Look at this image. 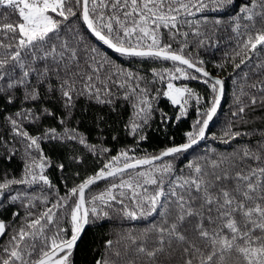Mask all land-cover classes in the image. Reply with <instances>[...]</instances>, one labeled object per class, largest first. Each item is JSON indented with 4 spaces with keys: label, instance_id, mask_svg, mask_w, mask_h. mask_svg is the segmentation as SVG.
Returning a JSON list of instances; mask_svg holds the SVG:
<instances>
[{
    "label": "snow or ice",
    "instance_id": "1",
    "mask_svg": "<svg viewBox=\"0 0 264 264\" xmlns=\"http://www.w3.org/2000/svg\"><path fill=\"white\" fill-rule=\"evenodd\" d=\"M215 2L231 4L233 0ZM0 8L7 10V14L0 12V106L39 102L59 104L65 110L58 121L64 125L63 131L47 128L40 135H31L24 125L26 121L36 123L41 116L55 117L56 113L49 107L40 108L39 113L32 107H21L6 116L12 135L23 143L25 166L20 179L6 178L0 182V203L12 185L43 182L53 187L44 175L51 161L43 152V142L76 141L90 151L97 150L75 127L67 126L80 97L114 105L117 94L110 85L125 89L123 98L132 101L134 110L125 128L131 135L139 136V140L147 139L143 133L152 102L148 89L140 87L139 81L145 78L119 66L112 71L111 61L100 57L99 48L88 45L72 26L73 18L82 21L97 41L121 56L173 62V68L154 69L153 74L162 82L167 78L163 95L173 105L180 106L177 119L186 115L185 105L196 96L192 89L172 82L181 77L197 78L189 77L186 69H194L209 78L204 83L214 93L210 107L201 114L202 119L195 122L192 132L186 133L187 143L141 158L129 155L134 149H121L98 173L71 188L51 207L38 215L29 211L26 221L12 231L7 246L0 251V264H72V250L84 226L90 223L89 214L96 219L108 216L97 201L109 207L111 202L123 205L125 199L133 201L136 209L129 210L125 205V217L136 220L158 215L160 222L144 230L145 240L138 243L135 237H130L134 247L126 246L123 251L114 249L112 240L106 241L105 255L96 264H264V142L255 148L242 147L210 164L189 163L185 175H173L170 162L155 165L165 157L187 151L205 137L223 94L224 81L210 77V73L198 66L203 61L197 63L185 55L189 33L181 32V26H191L192 21L187 17L195 14L193 9L199 12L207 8L204 0H0ZM239 12L241 15L234 20L235 31L239 34L243 27L244 36L236 52V56L242 57L235 64L237 68L251 58L250 52H256L258 47L264 51V0H251L250 6L241 7ZM12 14L16 16L14 22L9 19ZM241 19L247 23L241 25ZM162 29L167 32V41ZM195 35H201L198 29ZM177 36L183 39L174 49ZM251 87L264 94V82ZM17 92L22 95L17 96ZM260 102L264 103V96ZM250 103L257 104L256 96L250 97ZM245 107L241 105L233 115L244 113ZM99 119L103 121L104 116ZM225 135L236 138L241 133L229 128ZM18 151H9L7 159L11 160ZM143 166L149 169L137 172L136 178L123 179L126 171ZM59 168L63 170L64 165L60 164ZM108 177H118L120 182L86 201L85 190ZM145 185L155 188L149 192ZM117 188L128 190L119 192V200L113 194ZM73 196L78 200L69 212L71 237L65 238L67 230L63 228L49 236V226L59 224L56 213L66 208ZM18 199V195L11 196L13 202ZM87 203H91V208ZM8 229L0 220V237Z\"/></svg>",
    "mask_w": 264,
    "mask_h": 264
},
{
    "label": "trees",
    "instance_id": "2",
    "mask_svg": "<svg viewBox=\"0 0 264 264\" xmlns=\"http://www.w3.org/2000/svg\"><path fill=\"white\" fill-rule=\"evenodd\" d=\"M204 2L207 4L206 9L199 12L193 9L195 14L187 17L189 21H192L191 26L187 24L181 26V32L189 33L185 55L193 57L194 62L203 61V64H198V66H202L209 73L215 74L224 81L222 101L212 121L209 122L205 131V138L201 143L185 152L176 154L174 157H165L163 161L155 163V165H161L164 162H170L174 169L173 175L187 174L189 163L210 164L212 160L220 156H231L242 147L255 148L260 142H264V103L260 102L264 94L251 87L254 83L264 82V51H260L258 47L256 52L248 54L250 59H247L239 68L235 67V64H239L242 58L236 56V52L239 51L244 29L241 27L240 33L237 34L234 20L241 15L239 9L246 5L250 6L251 0H233L231 4H217L215 0H204ZM0 12L7 14V10L3 8H0ZM9 19L14 22L16 16L12 14ZM216 20H220L221 23L216 24ZM197 21L200 23L197 24ZM4 22L7 23L8 21L5 20ZM239 22L241 25L247 23L242 19ZM70 23L79 30L88 45L99 48L100 57H107L111 61L112 71H115L116 66H119L145 78L139 81L140 87L148 89L149 99L152 102L151 115L143 133L147 139L139 140V136L131 135L125 128L134 111L132 101H126L123 98L125 89L110 85L112 91L117 94L114 105L98 104L94 100L80 97L67 126L75 127L79 133L86 137L87 143L95 145L97 150L95 152L90 151L88 147L76 141H47L41 144L44 154L51 161V166L46 168L44 175L48 177L53 187L39 182L31 186L25 184L12 185L10 190L5 191L4 199L0 203V220H3L9 229L4 236L0 237V251L7 246L12 231L18 229L26 221L29 211L38 215L47 207H51V204L59 197L66 196L71 188L98 173L110 161L111 157L120 153L121 149H134L129 155L141 158L158 155L171 146L188 142L186 133L193 131L195 122L202 119L201 114L207 107H210L214 96L209 84L204 83L205 77L198 76L191 69H186L189 77L196 76L197 78L181 77L173 82L181 83L184 87L192 89L196 96L189 99L188 104L185 105L186 115L177 119L180 116V106L173 105L163 95L167 78L162 82L153 74L154 69L160 71L173 68V62L121 56L97 41L87 31L82 21L73 18ZM197 29L201 35H195ZM162 31L165 32L164 39L167 41V32L163 29ZM176 39L177 42L172 45L174 49L180 46L179 41L183 38L177 36ZM176 66L180 65L177 64ZM21 95L22 92H17V96ZM253 95L257 98L255 105L250 103V97ZM241 105H246L245 112L233 115L238 112ZM45 106L55 112L56 116H41L36 123L26 121L24 126L27 131L31 135H40L47 128L63 131L64 125L59 124L58 121L64 116L65 110L59 104L35 102L21 105L17 102L7 108L0 106V182L6 178L20 179L23 176L25 166L23 143L19 137L12 135L10 126L5 121L6 116L21 107H32L39 113L40 108ZM101 115L104 116L103 121L99 119ZM229 128L232 132H240L241 136L232 138L225 135ZM103 148L110 151L102 152L101 149ZM14 149H20V151L16 152L11 160H8L9 151ZM60 164L64 165L63 170L59 168ZM148 169L149 166H143L135 170H128L124 173L123 179L136 178L137 172ZM119 182L118 177H109L91 185L85 192L86 201H90L92 196L105 192L113 183L118 184ZM145 187L148 188L149 192L155 188L154 185H145ZM165 187H167V180ZM120 191L128 190L119 188L113 190V194L117 195L118 200L120 199ZM13 195H18L20 199L13 202L11 200ZM77 200L78 197H71L68 200V206L56 213L59 224L49 226L47 230L49 236L58 228H63L67 230L64 233L65 238L71 237L69 212ZM32 204L35 207H32ZM97 205L102 211L107 212L108 216H101L96 219L91 213L89 214L90 223L85 225L84 231L72 250L70 258L72 264H96L98 259L104 257L106 241L108 240L113 241L114 249L121 251L126 246L134 247L130 237H135L138 243L145 240L144 230L154 222L159 223L161 219L158 215L136 220L125 217L123 215L125 205L129 210H136L134 202L128 199L124 200L123 205L118 202H111V206L105 207L99 205V201H97ZM86 206L91 208L92 205L87 203ZM17 212L19 216L14 217L13 213ZM149 235L151 234L149 233Z\"/></svg>",
    "mask_w": 264,
    "mask_h": 264
},
{
    "label": "water",
    "instance_id": "3",
    "mask_svg": "<svg viewBox=\"0 0 264 264\" xmlns=\"http://www.w3.org/2000/svg\"><path fill=\"white\" fill-rule=\"evenodd\" d=\"M111 50H113V49H111ZM114 51V50H113ZM186 67V66H185ZM190 70V69H189ZM193 72H195V70L194 69H191ZM205 70V69H204ZM205 71H207V70H205ZM208 72V71H207ZM198 76H203L202 75V73H197V72H195ZM209 73V72H208ZM204 77V76H203ZM210 77H212V78H218V79H220L218 76H216L215 74L213 75V74H211L210 73ZM206 79H209V78H207V77H205ZM223 95V94H222ZM221 98H222V96H221ZM220 98V103H221V101H222V99ZM220 105V104H219ZM219 107V106H218ZM205 138V137H204ZM204 138L203 139H200L199 141H198V143L197 144H199V143H201L203 140H204ZM185 143H187V142H185ZM181 144H184V143H181ZM197 144H195V145H193V146H196ZM176 146H178V145H176ZM193 146L191 147V148H193ZM172 147V146H171ZM191 148H189V149H191ZM156 162H159V161H156ZM155 162V163H156ZM109 178V177H108ZM101 180H103V179H101ZM100 181V180H99ZM96 183H98V181L96 182ZM96 183H94V184H96ZM94 184H92V185H94ZM87 190V189H86ZM86 190H85V192H86ZM85 227V226H84ZM84 231V230H83ZM82 234V233H81Z\"/></svg>",
    "mask_w": 264,
    "mask_h": 264
},
{
    "label": "rangeland",
    "instance_id": "4",
    "mask_svg": "<svg viewBox=\"0 0 264 264\" xmlns=\"http://www.w3.org/2000/svg\"><path fill=\"white\" fill-rule=\"evenodd\" d=\"M173 82V81H172ZM174 83V82H173ZM176 86H178V87H184V85L183 84H181V83H179V84H176V83H174ZM165 90L164 91H166V86H165V88H164ZM170 101V100H169Z\"/></svg>",
    "mask_w": 264,
    "mask_h": 264
}]
</instances>
